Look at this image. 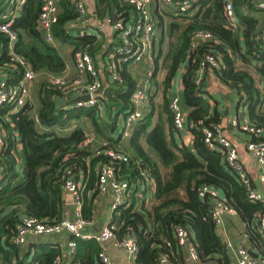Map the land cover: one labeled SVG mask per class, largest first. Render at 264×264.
I'll return each instance as SVG.
<instances>
[{"label":"trees","instance_id":"trees-1","mask_svg":"<svg viewBox=\"0 0 264 264\" xmlns=\"http://www.w3.org/2000/svg\"><path fill=\"white\" fill-rule=\"evenodd\" d=\"M102 1L110 10L116 8L128 16L131 12L134 19L138 18L137 11L127 1ZM174 1L175 4L169 6L173 11L164 7V11H156L159 12V16L156 15L158 29L165 24V17L170 18L167 30L173 37L166 52L161 48L156 53L153 47L155 71L160 67L165 70V106L160 121L152 126L153 113H149L139 120L128 139L122 137L120 130L117 136L114 133L118 114L124 112L122 110L127 107L136 87V81L127 69L130 62L118 67L125 87L120 98L125 105L123 108L116 106L118 114L114 118L103 120L97 113V106L79 108L68 104L64 88L50 82V76L64 73L66 61L55 45L45 41L39 29L42 0H26L21 14L16 17L13 28L18 40L13 53L7 35L0 33V70L7 74L8 83L18 84L27 68L48 76L37 84L38 104L29 99L17 113H10L7 105L0 107V127L10 136L8 148L0 152L5 175V181L0 183V264H62V250L49 242H34L27 250H22L15 242L20 222L25 216L49 223L64 218V185L68 171L82 183L83 179L89 178L86 190L90 189L92 193L85 195L83 210L86 218H92L98 173L103 164L111 165L119 179L133 181L144 169L154 178V199L158 203L153 212H148L150 229L144 215L133 208V203L122 207L126 210L122 212L119 235L132 233L135 236L137 264H160L163 256L173 261L181 252L178 227L187 229L202 259L229 264L227 244L219 235L212 215V202L200 195L203 185L219 188L229 206L246 224L253 242L258 247L261 245L259 225L264 204L249 199L239 175L228 165L222 151L207 146L202 131L205 126L220 125L223 118L216 108L212 113L210 101L205 97L210 72L245 102L250 121L264 126V41L255 39L259 22L253 16L256 8L250 0H233L240 20V27L233 30L224 23L226 0H199L185 12L178 8L182 0ZM244 6L249 13L244 11ZM78 18L79 13L70 0H60L54 35L57 41L73 46L74 51L92 44L95 38L81 36L76 29L70 28V23ZM199 30L210 31L214 40L200 42L192 48L194 33ZM208 52L220 55L224 66L221 70L208 68L198 83V70ZM19 59H23L25 65ZM160 59L163 60L161 65ZM180 70H183L181 99L188 120L202 121V125L190 128L191 145H179L174 141L173 116L169 107V93ZM91 129L107 145L95 150L85 147L83 142ZM144 134L152 153L141 142ZM14 135L20 138V150ZM110 148L126 153L129 161L124 163L109 156L106 151ZM21 166L26 170L25 176L20 172ZM181 189H185V199L180 197ZM135 192L134 189L133 197ZM142 210L145 212V207ZM77 241V252L70 264H96L100 244L95 239L80 238Z\"/></svg>","mask_w":264,"mask_h":264},{"label":"built area","instance_id":"built-area-1","mask_svg":"<svg viewBox=\"0 0 264 264\" xmlns=\"http://www.w3.org/2000/svg\"><path fill=\"white\" fill-rule=\"evenodd\" d=\"M137 11L138 18L134 19L132 15H124L123 12L116 8L106 17L110 26L116 31L115 36L116 52L111 58L109 69L111 71L112 80L117 83H123L124 80L119 73V68L123 63H138L146 59H153L154 45L158 19L155 16L154 4L156 0H126ZM199 0H182L178 8L181 12L188 11ZM26 0H0V33L7 35L9 39V49L13 53L18 34L13 28L15 19L22 12L23 5ZM72 6L79 13L77 21L70 23V28L76 29L82 35H87L90 32L86 30L89 22L88 17V0H70ZM168 6L175 4L174 0H163ZM60 0H42V6L39 16V29L43 38L48 43L55 45L57 39L54 35V27L58 22ZM250 4L256 9L264 11V0H250ZM246 13V7H243ZM224 23L227 28L236 30L240 27V20L236 14L233 0H226L224 7ZM257 42L264 41V25L258 27L255 35ZM214 40V36L210 31L199 30L194 33L191 47L195 48L200 42ZM74 60L76 65L77 76L74 80L68 79L63 73L59 76H50V82L64 88L68 96V104L76 105L79 108H90L98 106L101 92L103 91V82L97 75V67L94 57L89 51L82 48L74 51ZM19 61L25 65L23 59ZM224 66L223 58L214 52H208L198 70L197 82H201L206 74V70L214 69L221 70ZM37 73L32 69L27 68L21 81L15 85L8 83L5 78L0 79V107H10V113H17L30 99V85L35 80ZM88 95L89 98L79 100L77 103H71L75 98ZM73 98V99H72ZM129 109L123 118L120 125V133L125 139L130 138L133 129L138 124L139 120L145 116V109L150 105L149 96L145 88L138 87L131 95ZM169 107L173 116V124L175 130L180 133H191L190 128L197 125H202V121L194 123L188 120L187 111L182 103L180 94L172 95L169 100ZM9 114V113H8ZM232 127L238 128L247 133L250 140L247 142V150L253 154L257 164L261 170L259 175L260 182L264 185V126H259L249 119L241 120L237 116L230 118ZM204 140L207 146L214 150H220L225 155L228 165L236 171L240 180L248 191V197L254 202H262L264 204V194L260 192L253 184L252 179L248 176L242 161L238 148L224 134L220 125L214 127L205 126L202 128ZM192 134V133H191ZM9 135L4 128L0 127V152L9 146ZM14 139V137H13ZM96 139L95 133L89 132L83 145L90 147ZM16 140V137H15ZM17 143V142H16ZM103 145H107L106 142ZM18 149V144H17ZM19 150V149H18ZM106 153L120 162L127 163L129 156L121 151H116L110 148ZM4 166L0 161V183L5 181L3 173ZM65 193L73 196L75 204V217L69 218L66 214L64 218L57 223H49L40 221L35 217L25 216L22 218L18 227V232L15 237V242L18 245H25L30 236L39 237L53 234H59L64 231L72 235L67 243L68 251L71 256H75L77 252L78 239L90 238L86 233V228L92 224L91 219H88L83 214V183L77 181L71 175V171L67 172V178L64 185ZM112 189L114 199L112 209L120 211L122 207H129L133 201V190L135 196H140L143 193L145 197L154 195L155 181L149 174L147 169L141 171L140 176L135 180L119 179L116 176L115 169L109 164H103L98 173L97 190L101 193ZM202 198L208 197L212 202V215L217 227H221L224 221V216L234 210L227 203V199L222 195L219 188L214 185H203L200 189ZM136 210L137 208L134 207ZM116 226L114 224L105 227L100 233L93 238L100 244L104 245L109 241H113L114 245L123 249L128 258L136 263L138 246L135 236L130 233L123 236L122 239L116 237ZM259 229L264 236V214L260 219ZM178 243L182 246H188V258L182 264H221L213 260H204L200 257L196 247L191 241L190 234L187 229L178 227L177 231ZM236 261L231 264H264V257L255 254L247 247L240 246L236 250ZM96 264H113L110 255L101 250L99 253V261ZM137 264V263H136ZM160 264H173L167 257L163 256L160 259Z\"/></svg>","mask_w":264,"mask_h":264},{"label":"crops","instance_id":"crops-1","mask_svg":"<svg viewBox=\"0 0 264 264\" xmlns=\"http://www.w3.org/2000/svg\"><path fill=\"white\" fill-rule=\"evenodd\" d=\"M126 2V0H123ZM157 2H161V0H156V3L153 5L154 11L156 9L160 10L162 7L157 5ZM114 10V9H112ZM102 0H88V17L89 22L87 24L86 30L90 32L87 36L95 37L92 44L87 45L85 48H82L86 51H89L92 56L94 57L96 67H97V75L103 82V91L101 92L99 103L97 106V113L99 117L103 120H109L114 118L115 115L118 114L117 107L125 105L120 98V94L125 90V87L122 83H117L112 80L111 71L109 69V63L111 60V56L108 53L111 51L112 46L116 45V37L111 31V27H109V23L107 20V16L112 12ZM131 12H129V15ZM252 13V12H251ZM133 16V15H132ZM156 16V15H155ZM253 16L257 17L258 27H262L264 25V11L256 9L253 12ZM157 17V16H156ZM167 19V17H165ZM108 23V24H107ZM109 25V26H108ZM160 29L157 28V33L155 37L154 48L157 45V38H158V31ZM55 46L62 54L63 58L66 61V70L64 73L67 75L68 79L74 80L77 76L76 65L74 60V50L73 46L69 44H63L59 41H56ZM67 57V58H66ZM147 61H142L138 63H131L127 65V69L133 76L136 81L135 90L138 87L145 88L149 100L150 105L147 109H145V116L149 113H153V123L152 126H156L160 121L161 112L165 106L164 101V94H163V87H164V78H165V71L163 67H160L162 70L155 71V64L154 59H146ZM145 62V65H142ZM142 63V64H141ZM182 73L183 70H180L178 76L174 79L173 87L169 93V100L172 95L180 94L183 90L182 84ZM208 77V87L207 94L205 97L210 101L211 104V111L213 113L214 109L216 108L220 114L222 115V122L220 126L223 129L224 134L232 141V143L238 148L239 155L244 162L245 169L247 171L248 176L252 179L254 186L264 194V185L259 180L260 175V168L257 164L256 159L254 158L253 154L247 150V142L250 140V137L247 133L241 131L238 128L232 127L230 124V118L233 116L239 117L241 120L249 119L247 113V107L244 101H241L238 94L234 92V90L227 85L223 84L221 80L212 72L209 73ZM5 78L7 80V74L0 70V79ZM48 76L45 74H37L35 80L29 86L31 89V96L30 99L37 103V84L42 81L43 79H47ZM134 90V91H135ZM133 91V92H134ZM73 99V98H72ZM131 100V99H130ZM228 101H231L230 105V113L229 116H225V108ZM130 102L126 104V108L122 111V113L118 114V122L116 124V133L114 136L119 134L118 130H120V122L122 123L123 118L126 114V111L129 109ZM127 103V102H126ZM117 106V107H116ZM119 110V109H118ZM121 110V109H120ZM112 116V117H111ZM250 120V119H249ZM121 125V124H120ZM169 126V124L167 123ZM167 126V127H168ZM93 132L92 129L89 130ZM175 138L174 141L177 142L179 145L185 143L187 145H191L193 143V135L190 133H178L175 128ZM17 135V134H16ZM16 137V142L18 144V149L21 145L20 138ZM96 136V134H95ZM103 139H100L96 136V139L93 141L92 145L90 146L93 150L101 147L103 145ZM143 146L146 150L151 151V148L148 146L146 142V135L144 134L141 140ZM20 150V149H19ZM155 157V156H154ZM157 159V157H155ZM158 161V159H157ZM164 171V170H163ZM20 172L23 176L26 175V170L21 166ZM165 173V171H164ZM90 183L89 178L86 180L83 179V204L82 209H84V197L85 195H90L92 191L87 189V185ZM181 198H186L185 189H181L179 191ZM67 195H71L65 193V211L69 218L75 217V204L72 200L69 202ZM114 199V192L112 189H109L105 193H101L97 190V195L94 198L93 202V216L91 219L92 224L86 228V233L90 235V238L87 239H94L93 237L100 233L105 227L114 224L117 228L116 230V237L118 239H122V235H119V229L123 224V216L122 212L126 209H120V211H114L112 209V202ZM133 201V208L136 207L137 211L144 215V220L148 228L150 229L151 220L149 219L148 212L151 213L154 210V207L158 203L154 199V195H145L140 194V196H134L132 198ZM146 209L142 210V208ZM84 214V210H83ZM141 226V225H140ZM259 232L261 233L260 229ZM218 233L221 238L226 242L227 249H228V256H229V264L234 263L236 261V250L240 246H244L252 250L255 254L263 256L264 254V236L261 233V245L258 247L249 234L248 228L246 224L241 220L240 216L236 211L232 213H228L224 216V221L221 227L218 228ZM72 235L66 231L47 235V236H39L33 237L30 236L28 242L25 245H20L22 250H27L31 243L34 242H49L54 247H59L62 250L63 256L61 259L62 264H70L72 263L75 256H71L67 243L71 239ZM101 250L106 251L111 259L113 264H136L132 259L128 258L126 252L118 248L114 245L113 241H109L104 245H100ZM188 258V246H182L181 252H179L175 258L173 259V264H182Z\"/></svg>","mask_w":264,"mask_h":264},{"label":"rangeland","instance_id":"rangeland-1","mask_svg":"<svg viewBox=\"0 0 264 264\" xmlns=\"http://www.w3.org/2000/svg\"><path fill=\"white\" fill-rule=\"evenodd\" d=\"M155 3H156V1H155ZM157 5L158 6H160V7H164L165 9H167V10H169V11H173L172 9H170V7L167 5V4H165L164 2H163V0H161V2H157ZM164 8H162L163 9V11H164ZM158 9H156V11H157ZM158 13L159 12H157V13H155V15H158ZM159 16V15H158ZM170 20V18H167L166 19V21L164 22L165 24L163 25V27H161V28H159L160 30L158 31V38H157V45H156V53H158L159 52V50L161 49V48H163L164 49V52H166L168 49H169V46H170V43H171V40L173 39V37H170L169 35H168V30H167V27H168V21ZM108 24V23H107ZM167 24V25H166ZM109 26V25H108ZM109 27H111V31L113 30V33L115 34V30L113 29V27L112 26H109ZM116 38H118L117 36H115ZM117 41V40H116ZM156 44V43H155ZM162 44V45H161ZM116 45H114V46H112V48H111V51L108 53V55H110L111 56V58L115 55V52H116ZM67 58V57H66ZM145 61H147V60H145ZM160 61V65H161V62L163 61H161V59L159 60ZM142 64V63H141ZM142 65H145V62H143V64ZM162 69L160 68V71H161ZM164 70V69H163ZM165 71V70H164ZM185 110H186V108H185ZM120 124H121V122H120ZM120 124H119V126H120ZM118 132H119V130H118Z\"/></svg>","mask_w":264,"mask_h":264},{"label":"water","instance_id":"water-1","mask_svg":"<svg viewBox=\"0 0 264 264\" xmlns=\"http://www.w3.org/2000/svg\"><path fill=\"white\" fill-rule=\"evenodd\" d=\"M89 98L88 95H84V96H81V97H78V98H75L71 101V103H77V101L79 100H83V99H87ZM230 105H231V101H228L227 104H226V108H225V113L224 115L225 116H229V113H230ZM67 198H68V201L70 202L72 200V196L71 195H67Z\"/></svg>","mask_w":264,"mask_h":264}]
</instances>
